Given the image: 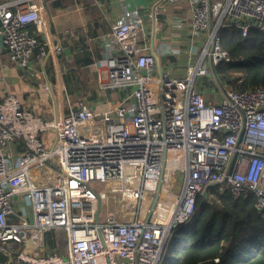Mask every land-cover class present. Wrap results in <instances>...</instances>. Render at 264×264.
Returning <instances> with one entry per match:
<instances>
[{"label":"built area","instance_id":"1","mask_svg":"<svg viewBox=\"0 0 264 264\" xmlns=\"http://www.w3.org/2000/svg\"><path fill=\"white\" fill-rule=\"evenodd\" d=\"M166 3L179 26L190 9L196 41L156 43L141 9L130 6L97 36L100 87L120 92L118 99L102 105L81 97L66 111L60 79L41 81L42 91L56 89L55 123L37 120L18 96L0 101V264H164L175 231L190 223L211 185L220 194H252L264 210V86L229 87L217 74L233 59L221 29L247 35L264 28V0H155V20ZM47 17L44 0H0L9 59L32 76L36 52L61 71L62 46L52 40ZM206 74L223 94L195 91ZM51 127L56 136L47 146L37 131ZM17 142L25 150L14 162L10 147ZM163 161L161 194L146 222ZM54 231L64 232L65 255L44 252Z\"/></svg>","mask_w":264,"mask_h":264},{"label":"trees","instance_id":"2","mask_svg":"<svg viewBox=\"0 0 264 264\" xmlns=\"http://www.w3.org/2000/svg\"><path fill=\"white\" fill-rule=\"evenodd\" d=\"M79 1L86 5L93 36L109 30L96 0H45L51 14ZM220 33L223 46L233 57L218 66L220 80L238 89L263 87L264 28H251L242 35L239 28L224 26ZM84 62L93 63L89 58ZM80 72L72 66L64 76L68 94L90 99L86 93L90 84ZM209 188V196L198 197L190 223L175 231L164 264H264V210L255 206V196L235 197L230 191L220 194L213 185ZM61 232L48 233L47 243L53 250L59 245L54 237Z\"/></svg>","mask_w":264,"mask_h":264},{"label":"crops","instance_id":"3","mask_svg":"<svg viewBox=\"0 0 264 264\" xmlns=\"http://www.w3.org/2000/svg\"><path fill=\"white\" fill-rule=\"evenodd\" d=\"M155 0H101L100 3L96 2L103 13V19L107 21L108 26L111 28V23L114 18L121 14L125 6L138 7L141 10L151 9ZM45 2V0H44ZM45 10L49 21L52 40L60 43L62 51L58 55L59 65L61 67L60 73L56 71V65L53 59L49 56L46 60L40 59L36 53L33 56V67H35V74L32 76L29 70L20 68L16 63L9 59L6 47L1 46L0 56V77L2 79L0 88V101L7 94H13L20 97L23 107L31 112V115L39 118L40 121H47L55 123L57 120V111L59 103L57 102L56 89L52 88L50 92H44L40 89L41 81L48 80L54 85L58 79L63 89V96L65 102V110L76 106L79 98L84 96H77L68 94V88L65 77L68 73L69 67L72 66L81 70L80 74L88 79L90 88L87 90V95L91 100L97 101L105 105L108 100H116L121 97V93L117 91H105L100 87V76L95 61L103 56V46L100 39L97 37L104 31L96 36H93L90 27L91 20H89L86 5L83 1L72 3L71 5L57 8L52 14L45 2ZM150 14V13H149ZM148 14V15H149ZM182 25L179 26L177 22L179 17L174 12V6L166 3L161 5L160 10L156 11L154 18V11L144 18L148 29L155 32L156 43H182L196 41L198 38L194 35L192 29L193 17L190 9L182 11ZM109 28V29H110ZM151 32V39L153 40ZM90 37V39H88ZM92 60L93 63L85 64L84 60ZM105 70H102L105 75ZM101 72V71H100ZM80 91V89H78ZM96 91L95 96H91V92ZM85 92V91H84ZM211 93V92H210ZM209 93V95H211ZM87 98V97H86ZM37 135L42 139L45 144L51 145L55 139V128L51 127L46 130H38ZM24 145L15 143L10 147L13 155V160L24 152ZM55 232V231H54ZM53 233V232H51ZM62 233V234H61ZM60 235L57 234L54 238L59 239V245L54 250L48 244L45 253L50 250L59 252L65 255L67 253L66 241L64 232ZM48 241V234H47ZM65 247V249H63ZM3 258V255L0 256ZM0 259V260H1Z\"/></svg>","mask_w":264,"mask_h":264},{"label":"rangeland","instance_id":"4","mask_svg":"<svg viewBox=\"0 0 264 264\" xmlns=\"http://www.w3.org/2000/svg\"><path fill=\"white\" fill-rule=\"evenodd\" d=\"M229 87L237 88V86L235 84H231ZM219 88H220V85L217 83L214 76H212L211 74L198 76L196 81H195V91L200 92V93H204L207 97L209 96V98L213 95V94L209 95V93L214 92V91H219ZM219 92L221 94H223V92H221V91H219ZM181 177H182V175L179 172H177V174H175V179L173 180V183H174V186H175L174 188L176 191H179L180 187L182 186V178ZM63 249H65V247H63Z\"/></svg>","mask_w":264,"mask_h":264},{"label":"water","instance_id":"5","mask_svg":"<svg viewBox=\"0 0 264 264\" xmlns=\"http://www.w3.org/2000/svg\"><path fill=\"white\" fill-rule=\"evenodd\" d=\"M149 12H150V9L147 8L146 10H141L140 11V14H141V16L143 18H147L149 16L148 15ZM0 44H1V46L5 47V44H4V41L2 40V35L1 34H0ZM164 165H165V163L163 161V164H162V170L163 171H162V173H161V175L159 177L158 184H157V188H156L157 190L155 192L154 198H153L152 203L150 205V210H149V212H148V214L146 216V219H145L146 222H149V220H150V218L152 216V213H153V211L155 209V205H156V203H157V201H158V199L160 197V194H161V190H162L161 189V186H162L163 175H164ZM100 236L102 238L103 243L105 244V241L103 239V235H102L101 231H100Z\"/></svg>","mask_w":264,"mask_h":264},{"label":"bare ground","instance_id":"6","mask_svg":"<svg viewBox=\"0 0 264 264\" xmlns=\"http://www.w3.org/2000/svg\"><path fill=\"white\" fill-rule=\"evenodd\" d=\"M170 165H171V163H170ZM170 165H169V167H170ZM72 170H74V171H76V172H79L80 174H82V175H86V172L83 170V169H80V168H77V167H75V168H72ZM73 189H80L79 188V186H77V184H73ZM148 203H149V199L148 198H146L145 199V207L148 205ZM146 209V208H145ZM168 254V253H167Z\"/></svg>","mask_w":264,"mask_h":264}]
</instances>
